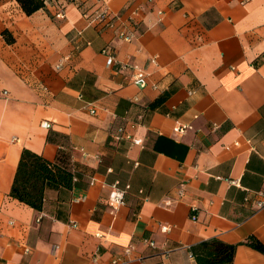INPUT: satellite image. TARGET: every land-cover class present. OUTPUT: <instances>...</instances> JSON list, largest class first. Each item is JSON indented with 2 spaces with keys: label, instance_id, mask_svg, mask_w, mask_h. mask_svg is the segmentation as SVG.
Returning a JSON list of instances; mask_svg holds the SVG:
<instances>
[{
  "label": "crops",
  "instance_id": "1",
  "mask_svg": "<svg viewBox=\"0 0 264 264\" xmlns=\"http://www.w3.org/2000/svg\"><path fill=\"white\" fill-rule=\"evenodd\" d=\"M23 149L64 153L78 186L12 199ZM259 192L264 0H0V264H196L209 239L264 264L240 245L264 243Z\"/></svg>",
  "mask_w": 264,
  "mask_h": 264
},
{
  "label": "trees",
  "instance_id": "2",
  "mask_svg": "<svg viewBox=\"0 0 264 264\" xmlns=\"http://www.w3.org/2000/svg\"><path fill=\"white\" fill-rule=\"evenodd\" d=\"M15 1L26 16H31L45 7L44 0ZM3 35L7 44L14 42L7 32H3ZM79 178V175L71 171L64 153H59L54 162H49L42 156L23 149L9 196L35 211H41L46 189H72L78 186ZM240 245L264 256V243L254 236L247 237ZM236 247L237 245L226 244L218 239H209L191 247V254L196 264H233Z\"/></svg>",
  "mask_w": 264,
  "mask_h": 264
},
{
  "label": "built area",
  "instance_id": "3",
  "mask_svg": "<svg viewBox=\"0 0 264 264\" xmlns=\"http://www.w3.org/2000/svg\"><path fill=\"white\" fill-rule=\"evenodd\" d=\"M44 2L46 3V0H44ZM57 16L60 17V18H63V13L60 12V13H58ZM102 17H104V16H102ZM119 37L122 40L126 41V42H129L131 40V36H128V35L124 34L123 32H121L119 34ZM112 63H113V58L108 57L107 60H106V65L107 66H111ZM125 68H126V66L125 67H122V69H125ZM133 83L135 85H137L138 87H140V88H144L146 86V81H145L144 74L142 72H140V71H137L136 74H134V76H133ZM91 113H94V112L91 111ZM188 128L189 127L187 125H183L181 127L176 128L175 130H176L177 133H184V131L186 129H188ZM118 131H119L120 135L122 136L123 135V129L120 128ZM124 138L130 139V137L128 135H125ZM231 184H234V183L231 182ZM114 188H115V186H114ZM122 195H123L122 192L114 191V192H112L110 194L109 201L111 203H113V204H118L122 200ZM253 197H254L253 202H254L255 207L257 209H264V193H262V192L256 193V194H254ZM244 201L245 202H249L250 199L248 197H246L244 199ZM192 219H194V217H192ZM161 231L162 232H165L166 231V228L165 227H162L161 228ZM149 246L152 247L153 246V243L150 242L149 243ZM112 264H118V262L117 261H114Z\"/></svg>",
  "mask_w": 264,
  "mask_h": 264
}]
</instances>
